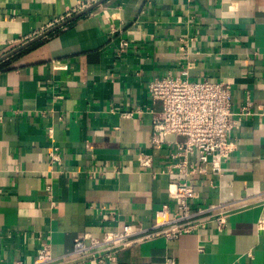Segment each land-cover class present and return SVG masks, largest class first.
I'll list each match as a JSON object with an SVG mask.
<instances>
[{
	"label": "crops",
	"instance_id": "1",
	"mask_svg": "<svg viewBox=\"0 0 264 264\" xmlns=\"http://www.w3.org/2000/svg\"><path fill=\"white\" fill-rule=\"evenodd\" d=\"M99 1L0 0V264L31 263L46 243L66 255L77 237L150 226L175 205L147 89L168 74L231 84L241 117L222 176H193L192 207L251 199L222 230L144 239L110 264H264V0H104L16 51Z\"/></svg>",
	"mask_w": 264,
	"mask_h": 264
},
{
	"label": "built area",
	"instance_id": "2",
	"mask_svg": "<svg viewBox=\"0 0 264 264\" xmlns=\"http://www.w3.org/2000/svg\"><path fill=\"white\" fill-rule=\"evenodd\" d=\"M86 6L80 3L76 12ZM147 89L152 103L159 106L157 110L151 109L152 142L157 147L165 144L173 147V163L167 167V172L179 176L170 184L175 205L167 204L159 209L150 226L138 222L125 224L120 229L102 230L99 236L86 234L77 237L73 250L62 256L53 255L51 245L46 243L31 263L18 261L16 264H70L91 260L96 264H110L119 251L144 239L163 236L175 240L184 234L200 231L211 221L222 230L231 212L249 204L251 198L245 197L192 207L193 199L197 197L193 176L212 173L221 177L222 163L236 149L231 133L241 117L234 116L231 84L168 74L149 81ZM247 113L248 109L243 107L239 115ZM132 115L130 112L127 116ZM61 160L59 147L54 145L50 151V163ZM139 161L142 166H151L152 156L142 152ZM254 199H264V191ZM259 228L264 229L263 220L259 222ZM174 263L173 259L166 262Z\"/></svg>",
	"mask_w": 264,
	"mask_h": 264
},
{
	"label": "water",
	"instance_id": "3",
	"mask_svg": "<svg viewBox=\"0 0 264 264\" xmlns=\"http://www.w3.org/2000/svg\"><path fill=\"white\" fill-rule=\"evenodd\" d=\"M103 1H104V0H101V1H99L97 4H95V5L91 6V7H89V8H88V9H86V10H83L82 12L78 13V14H77L75 17H73V18L69 19L68 21H65V22H63V23L59 24L58 26L54 27L53 29H51V30H48L46 33H44V34H42V35L38 36L37 38H35V39H33V40H31L30 42H28V43H27V44H25L24 46L20 47V48H19V49H17L16 51H19V50H21L22 48H24V47H26V46H28V45L32 44L33 42H35V41L39 40L40 38H42V37H44V36H46V35H48L49 33H51V32H53V31H55L56 29H58V28H60V27L64 26L66 23H68V22L72 21L73 19H75V18H76V17H78L79 15H82L83 13H85V12H87V11L91 10V9H92V8H94L96 5H99V4H101ZM16 51H14V53H15Z\"/></svg>",
	"mask_w": 264,
	"mask_h": 264
}]
</instances>
